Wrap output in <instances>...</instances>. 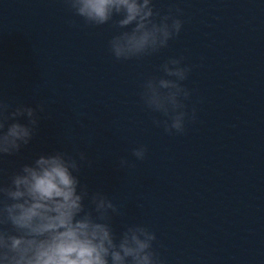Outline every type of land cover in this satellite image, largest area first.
I'll use <instances>...</instances> for the list:
<instances>
[{
    "label": "water",
    "instance_id": "95a60500",
    "mask_svg": "<svg viewBox=\"0 0 264 264\" xmlns=\"http://www.w3.org/2000/svg\"><path fill=\"white\" fill-rule=\"evenodd\" d=\"M154 3L162 15L183 10L180 35L117 61L111 23L86 26L63 0H0V98L10 111L35 108L39 120L30 143L0 156V182L41 155L67 153L81 188L120 209L117 234L146 225L166 264H264V0ZM169 57L192 66L184 83L197 119L181 135L155 126L163 117L139 95ZM139 145L143 161L131 155ZM121 158L134 166L121 168Z\"/></svg>",
    "mask_w": 264,
    "mask_h": 264
},
{
    "label": "clouds",
    "instance_id": "9594fccd",
    "mask_svg": "<svg viewBox=\"0 0 264 264\" xmlns=\"http://www.w3.org/2000/svg\"><path fill=\"white\" fill-rule=\"evenodd\" d=\"M73 16L86 26L111 23L108 41L117 61L142 59L160 52L179 36L184 20L180 8L161 14L154 0H63ZM116 17H120L116 19ZM77 26L75 21H69ZM130 29V30H125ZM163 75L147 77L140 85V100L157 127L169 135H181L197 119L185 85L192 66L183 57H169L160 66ZM0 98V156L18 153L33 138L39 120L36 109ZM40 111H44L41 104ZM27 116L28 123L19 118ZM9 121H13L9 123ZM147 146L132 148L143 161ZM80 160L87 159L83 152ZM134 166L121 158L120 167ZM80 163L71 155H41L0 182V264H166L155 250L157 236L144 224L125 225L117 234L113 220L120 209L106 194L89 193L80 186ZM79 189V190H78ZM90 205L85 204V199Z\"/></svg>",
    "mask_w": 264,
    "mask_h": 264
}]
</instances>
